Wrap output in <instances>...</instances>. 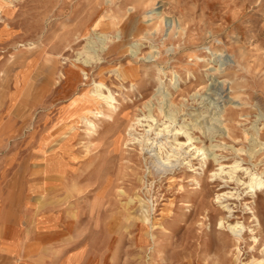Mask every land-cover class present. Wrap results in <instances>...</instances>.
<instances>
[{
    "label": "rangeland",
    "instance_id": "obj_1",
    "mask_svg": "<svg viewBox=\"0 0 264 264\" xmlns=\"http://www.w3.org/2000/svg\"><path fill=\"white\" fill-rule=\"evenodd\" d=\"M260 181L264 0H0V264H264Z\"/></svg>",
    "mask_w": 264,
    "mask_h": 264
},
{
    "label": "bare ground",
    "instance_id": "obj_2",
    "mask_svg": "<svg viewBox=\"0 0 264 264\" xmlns=\"http://www.w3.org/2000/svg\"><path fill=\"white\" fill-rule=\"evenodd\" d=\"M258 185H264V181H260ZM239 233V232H238Z\"/></svg>",
    "mask_w": 264,
    "mask_h": 264
}]
</instances>
